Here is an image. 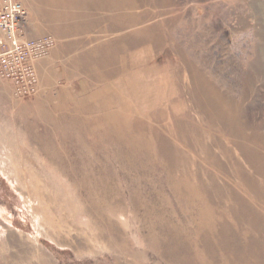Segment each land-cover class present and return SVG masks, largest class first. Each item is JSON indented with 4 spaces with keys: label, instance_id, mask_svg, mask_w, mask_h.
Masks as SVG:
<instances>
[{
    "label": "rangeland",
    "instance_id": "374dc122",
    "mask_svg": "<svg viewBox=\"0 0 264 264\" xmlns=\"http://www.w3.org/2000/svg\"><path fill=\"white\" fill-rule=\"evenodd\" d=\"M18 1L29 37L56 44L36 63V96L0 79V264H214L201 245L219 221L209 187L239 191L230 159L243 163L200 87L239 101L249 127L264 122V0H165L150 7L159 48L116 44L114 66L96 48L105 26L69 34L54 9Z\"/></svg>",
    "mask_w": 264,
    "mask_h": 264
},
{
    "label": "bare ground",
    "instance_id": "6f19581e",
    "mask_svg": "<svg viewBox=\"0 0 264 264\" xmlns=\"http://www.w3.org/2000/svg\"><path fill=\"white\" fill-rule=\"evenodd\" d=\"M39 1L54 9V12H56L55 17L59 21L71 25L69 34H90L105 26L100 31L103 37L95 39L97 43L102 41L96 47L98 50L107 49L108 54L103 62L105 65L114 66L118 63L115 59L114 50L116 44L120 45V51L123 53H131L143 48L144 51L151 54L160 46L158 29L160 27L154 23L156 17H154V12L150 10V7L153 6L155 9L164 7L165 0ZM162 9L157 10L158 18L166 14V10ZM160 25L166 28L164 20L160 22ZM115 34H118V36L114 40H103V38L107 39ZM100 63L102 64L101 61ZM122 65L125 66L124 63ZM109 69L111 70V68ZM113 75L114 72L108 76ZM198 82L200 84L199 80ZM202 84L199 96L201 100H199V103H201L202 108H200L204 109L208 119L212 116L217 121L218 124H214L219 126V130L226 132L231 147L236 151V155L241 157L240 161L244 165L238 163L239 159H237V163H234L235 161L230 159L233 157V152L231 151L232 155L230 156L229 149L225 147L227 150H224L222 148L224 156H228L223 157L233 161V164H231L234 166V177L241 183V188L237 191L239 193H237L236 191H231L230 188L227 189L224 185L225 183H222L224 185V188H222L217 186L218 184L216 185L215 181L218 180H212V186L209 188L213 187L215 193L219 221L214 222L210 218L209 227L213 228L214 231L206 230V232H209L204 234L201 239V245L204 247L206 254L210 256L209 258L214 259V264H264V122H261L258 127L254 125L253 127L255 128L249 127L242 121L239 101L220 92L208 81ZM219 130L217 134H219ZM222 139L223 137L221 136L220 140ZM207 151L209 149H206L205 152ZM215 159L213 161H211L212 159L210 160L213 162L212 165L214 167L216 164L214 162ZM218 167L220 171L224 172V168L219 162H217L216 168L218 169ZM230 170L232 169L230 168ZM224 176L223 179L228 177ZM228 179H230V176L226 178L229 182ZM208 196L206 195V203L208 206L213 207L212 199ZM171 253L175 258L180 257L173 248Z\"/></svg>",
    "mask_w": 264,
    "mask_h": 264
},
{
    "label": "built area",
    "instance_id": "2783aa9c",
    "mask_svg": "<svg viewBox=\"0 0 264 264\" xmlns=\"http://www.w3.org/2000/svg\"><path fill=\"white\" fill-rule=\"evenodd\" d=\"M30 17L18 0H0V79L14 87L20 98L36 96L39 78L36 63L55 48L51 36L29 37Z\"/></svg>",
    "mask_w": 264,
    "mask_h": 264
}]
</instances>
